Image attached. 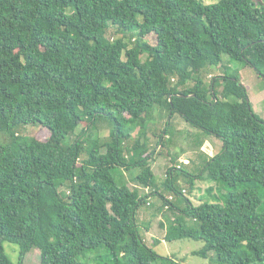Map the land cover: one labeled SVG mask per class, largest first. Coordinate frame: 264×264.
Wrapping results in <instances>:
<instances>
[{"label":"trees","instance_id":"1","mask_svg":"<svg viewBox=\"0 0 264 264\" xmlns=\"http://www.w3.org/2000/svg\"><path fill=\"white\" fill-rule=\"evenodd\" d=\"M111 26L123 35L106 38ZM223 56L264 78V0H0V132L9 139L0 144V264H25L34 250L37 264H82L87 251L106 254L96 264H180L158 255L137 223L148 199L139 188L155 186L150 160L174 115L220 149L190 175V192L196 180L214 185L199 205L170 170L164 188L184 207L151 192L194 222L179 216L164 240L202 241L192 254L210 264H264V119L238 75L212 76L208 87L198 75ZM161 118L167 127L149 134ZM21 125L49 136L20 135ZM132 168L139 174L125 179Z\"/></svg>","mask_w":264,"mask_h":264},{"label":"rangeland","instance_id":"2","mask_svg":"<svg viewBox=\"0 0 264 264\" xmlns=\"http://www.w3.org/2000/svg\"><path fill=\"white\" fill-rule=\"evenodd\" d=\"M202 2L208 4L216 2L217 0H201ZM123 33L117 31L116 27L111 26L106 32V38L109 40L116 39L122 36ZM127 42H129V46L132 47L136 43V37L134 38H125ZM146 41L150 44L153 43L154 38L151 37L146 39ZM142 60L145 59L143 55ZM198 73L199 78L204 82V84L208 87L210 85V80L212 76H217L221 74H232L238 75L240 82L245 85L247 88V95L249 96V100L253 104V111L258 114L262 119H264V78L256 73L254 69L247 66L243 62L239 61H232L227 56L222 57V62L218 66L207 67L199 70ZM174 83V82H171ZM193 84V81L188 83L190 87ZM159 113L158 109H154V117L155 114ZM164 118H161L160 121L155 119L149 126L148 133L151 134L155 132L158 136L167 126L166 120L163 122ZM83 126L81 124L77 130L76 134L79 132V129ZM151 127H153V131L151 132ZM107 126H103L99 128L97 131V136L99 137L100 141H108L110 130L106 129ZM16 131L20 135H27L31 137H35L40 141L47 140L49 134L46 132L44 128H40L38 125H21L16 128ZM205 132H201L197 130L194 126L187 123L184 119H181L178 115H174L172 119H170V125L168 126L167 135L161 141L159 148L157 149L156 153L152 156L154 161L150 160L151 169L153 171V175L155 178V186L152 187V192L157 190L161 193L162 196L171 197L173 202L175 203L178 200L177 204L180 208L184 207V204L181 202V197L175 196L172 192L165 190L164 182L166 180V172L170 168V165H173L172 174L174 177V183L177 190L182 191L184 196L191 197V199L197 204H200V200L204 199L205 194H200V196L195 197L193 194L190 193V184L189 180H191L190 175L198 174L202 167L205 164V161L208 159V154H214L219 150L218 142H215L216 138L204 134ZM74 138V137H73ZM8 136L4 132H0V144H7L8 143ZM205 140H207V144L205 148L202 146L205 145ZM67 144H69V138L65 140ZM130 140L126 141L130 143ZM130 145V144H129ZM127 145V146H129ZM155 145V139L152 141V147ZM101 151L104 153L105 148H102ZM187 157L190 160V164L183 165L182 161H178V157L183 156ZM126 155V152H124ZM138 168H132L124 178L131 179V177H136L139 174ZM128 186L133 188L136 184L131 180H128ZM117 184H123L124 181L120 177H116ZM194 184H199L201 190L206 188L207 182L205 181H195ZM221 193H224L221 190ZM216 194L218 192L216 191ZM162 198L158 195H153V203L152 207H148L145 204L140 206V209L137 214V223L140 228V233L143 236L145 242L147 244L153 243L151 246L154 251L165 258L173 259L177 263L180 264H210L208 259L201 258L197 255H193V251H197L201 249L204 245L202 241H194L191 239H181V240H174V241H165L162 238L163 234V226H160V223L166 221L165 223V230L166 233L168 227L170 226V218H179L182 215L179 211H169L164 210L162 208L155 213V210L160 207ZM199 201V202H198ZM156 206V207H155ZM144 212V216H141V213ZM152 213V214H151ZM179 222H184L186 225H193L194 222L187 219L186 217L182 216L179 219ZM148 232H151L149 235ZM155 242V243H154ZM4 250L8 255L11 262H17V246L11 244L7 241L3 243ZM35 251V252H34ZM28 253L25 256V264H37L39 260L37 250H34ZM34 252V253H33ZM101 253L102 256L106 254L102 251H87L84 255L78 258L79 262L82 264H96L97 262L101 261L97 256ZM98 254V255H97ZM155 264H166L165 262L156 261Z\"/></svg>","mask_w":264,"mask_h":264},{"label":"crops","instance_id":"3","mask_svg":"<svg viewBox=\"0 0 264 264\" xmlns=\"http://www.w3.org/2000/svg\"><path fill=\"white\" fill-rule=\"evenodd\" d=\"M245 86V85H244ZM252 103V102H251ZM215 140H217V139H215ZM215 142H218L219 143V141L217 140V141H215ZM206 144H207V140H205V145H203L202 147L203 148H205V146H206ZM219 149H220V144H219ZM212 155H214V154H208V157H211ZM185 156V154H183V156H181V157H178V161H182V164L183 165H188V164H190V160H188L187 159V157H184ZM151 161H154V159H152ZM170 168L168 169V170H170V172H171V169H173V165H170L169 166ZM150 168H151V165H150ZM152 170V169H151ZM167 170V171H168ZM153 172V171H152ZM166 174V177H167V172L165 173ZM124 175H126V173L124 174ZM196 181H198V180H196ZM129 182V181H128ZM200 185L199 184H196L194 187H193V189H192V191H191V195L193 194L195 197H197V196H200V194H204L205 193V191H206V189L207 188H210L211 186H214V185H212V183H208L207 182V184H206V188L204 189V190H201V187H199ZM140 189V192H141V194H146V195H148V199L146 200L147 202H146V206H148V207H152L153 205H154V203H153V196H151L150 194H151V192H152V188H142V187H140L139 188ZM160 193V192H159ZM215 193H216V191H215ZM165 199H167L166 197H164ZM190 200H191V202L194 204V205H197L192 199H191V197H188ZM169 202H171L172 204H174V205H176L178 208H180L177 204H175V203H178L177 201L178 200H176L175 201V203L172 201L173 199L171 198V197H168V199H167ZM162 203H161V205H160V207H158L156 210H155V213H157L161 208H162V211H163V213H164V210H167V209H169L168 208V206H165V208H163V200L161 201ZM199 202V201H198ZM156 207V206H155ZM139 211V210H138ZM144 212H142L141 213V215H140V217L141 216H144V214H143ZM137 214H138V212H137ZM152 214V213H151ZM174 219H176V218H170V223H172L173 221H174ZM165 223H166V221H165ZM165 223L163 222L162 223V225H163V234L165 235V232H164V230H165ZM160 226H161V223H160ZM149 233V235L151 234V232H148ZM152 235V234H151ZM162 238H164V236L162 237ZM164 240V239H163ZM155 243V242H154ZM151 245H153V243H150ZM150 244H148V245H150Z\"/></svg>","mask_w":264,"mask_h":264}]
</instances>
